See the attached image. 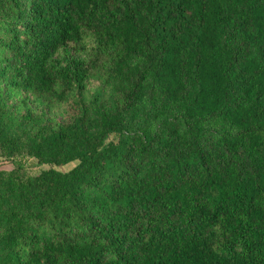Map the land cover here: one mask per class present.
<instances>
[{"label": "trees", "instance_id": "1", "mask_svg": "<svg viewBox=\"0 0 264 264\" xmlns=\"http://www.w3.org/2000/svg\"><path fill=\"white\" fill-rule=\"evenodd\" d=\"M20 155L0 264H264V0H0Z\"/></svg>", "mask_w": 264, "mask_h": 264}, {"label": "rangeland", "instance_id": "2", "mask_svg": "<svg viewBox=\"0 0 264 264\" xmlns=\"http://www.w3.org/2000/svg\"><path fill=\"white\" fill-rule=\"evenodd\" d=\"M101 85L94 81L91 82L89 85V92H88V98L92 99L95 96H100L101 102L99 103H106L110 107L111 104H109V99H110V90H104L105 92H102ZM5 103L8 104L10 107L14 108L17 105V102L15 100H10L7 97L5 98ZM77 113L76 108H71L70 105L64 106L60 109H57L53 112V114L50 116L51 120L54 122H59V123H68L69 120L74 116V114ZM23 164L26 168V171L33 175L36 176L40 174L41 172L50 169V166L48 165H39L37 160L29 158L28 156L25 155H20L16 157V160H11L4 158L0 156V171L6 170V171H11L17 166V164ZM77 165V162L71 163L67 166H64L62 168H57L59 171H64L68 172L72 170L75 166Z\"/></svg>", "mask_w": 264, "mask_h": 264}]
</instances>
